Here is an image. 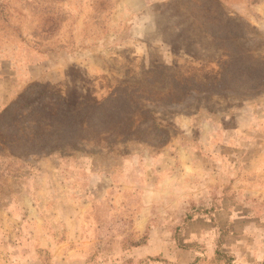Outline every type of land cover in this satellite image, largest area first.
Instances as JSON below:
<instances>
[{
  "label": "rangeland",
  "instance_id": "374dc122",
  "mask_svg": "<svg viewBox=\"0 0 264 264\" xmlns=\"http://www.w3.org/2000/svg\"><path fill=\"white\" fill-rule=\"evenodd\" d=\"M255 211L264 0H0V264H264Z\"/></svg>",
  "mask_w": 264,
  "mask_h": 264
},
{
  "label": "crops",
  "instance_id": "0c3cea01",
  "mask_svg": "<svg viewBox=\"0 0 264 264\" xmlns=\"http://www.w3.org/2000/svg\"><path fill=\"white\" fill-rule=\"evenodd\" d=\"M5 214H8V213L6 212ZM246 214L241 215V217H239L234 222L238 223L240 226H247L248 228H250L249 230H256L257 232H263L264 231V217H263L264 215L262 216L260 212L258 211L252 212L250 214L251 216H246ZM154 237H155V242L154 244H151L153 247L152 252L135 249L129 253L128 255L129 259L127 260H135V261H138L139 263L145 260L147 256L149 257L156 256V257H159V259L164 260L157 264H189L196 259L191 249H187L186 251L177 249L175 246V243L170 239L164 238V236L160 234V231L154 232ZM206 242L207 241H204V247L207 250L206 256L208 258H211L214 255L215 246H213L212 244H208ZM184 243H186V241ZM46 246L47 245L45 243V247ZM181 256L185 259L184 261L181 260L180 258ZM251 256H253V261L254 260L258 261V260L263 259L264 258V246L263 245L255 246L253 248V252ZM28 264H35V262L31 260ZM48 264H65V263L61 261V259H58V257H55L50 262H48ZM76 264H90V263L77 262Z\"/></svg>",
  "mask_w": 264,
  "mask_h": 264
},
{
  "label": "trees",
  "instance_id": "16d2710c",
  "mask_svg": "<svg viewBox=\"0 0 264 264\" xmlns=\"http://www.w3.org/2000/svg\"><path fill=\"white\" fill-rule=\"evenodd\" d=\"M216 253H217V252H216ZM216 253H215V254H216Z\"/></svg>",
  "mask_w": 264,
  "mask_h": 264
}]
</instances>
